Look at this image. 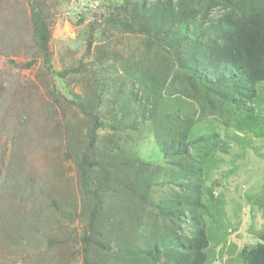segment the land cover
<instances>
[{"label":"trees","instance_id":"obj_1","mask_svg":"<svg viewBox=\"0 0 264 264\" xmlns=\"http://www.w3.org/2000/svg\"><path fill=\"white\" fill-rule=\"evenodd\" d=\"M23 2L26 18L11 17L8 3L5 13H0V28L7 27V33H0L1 42L9 44L31 28L33 61L39 60L58 78L75 71H58L52 65L49 42L53 15L45 5L47 0ZM128 2L130 10L126 2L121 6L128 15L123 19L118 13L111 21L127 32L142 34L140 45L125 58V71L140 84L141 92L133 93L143 102V117L152 123L160 151L155 154L161 163L156 169L149 159L120 160L113 146L108 151L98 148V129L104 126L99 110L79 98L70 104L93 123L87 135L72 137L76 143L72 142L71 153H65L74 157L84 200L91 205L80 238L82 264L212 262L216 258L210 256V243L215 232L205 217L214 194L205 189L206 160L219 145H228L224 140L238 142L235 130H251L258 85L264 83V0ZM16 3L22 6L21 0ZM50 96H54V85ZM64 101L62 109L66 110L68 100ZM214 119L219 130L217 125L205 124ZM21 126L20 122L14 124L12 136L4 139L0 148V186H10L0 189V246L34 250L24 264H51L58 258H54L57 240L51 233L56 199L45 194L29 172L10 169L8 178H2L6 162L11 164V159L4 158L7 141L14 145V154L27 143ZM228 128L234 132L227 134ZM154 184L168 190L153 204L156 212L151 222L147 221L150 231L142 235L141 242L132 235L139 225L135 220L140 202L134 197L146 201ZM158 217L164 221L160 226L156 225ZM114 220L120 224L114 225ZM124 223L128 224L126 235L121 234V228L115 229ZM138 223H142L141 218ZM258 236L256 243L240 249L242 264H264V232Z\"/></svg>","mask_w":264,"mask_h":264},{"label":"rangeland","instance_id":"obj_2","mask_svg":"<svg viewBox=\"0 0 264 264\" xmlns=\"http://www.w3.org/2000/svg\"><path fill=\"white\" fill-rule=\"evenodd\" d=\"M21 1L22 6L17 0H0V13H5L8 3L7 13L11 17L26 18L23 12L26 4ZM128 1L47 0L45 5L53 15L49 42L52 65L58 71L75 69L62 78L50 74L39 60L33 61L31 28L9 44L0 40V148L4 139L12 136L14 124L18 122L27 135V143L24 142L15 154L14 145L7 141L4 158L17 165L10 167V162H6L2 178H8L7 170L10 169L29 172L44 188L45 194L56 199L51 233L57 240L54 258L56 255L58 258L51 264H82L80 238L91 211V205L82 194L74 157L65 153L68 150L71 153V144L76 143L72 137L80 139L87 135L93 123L70 104L80 99L99 110L104 126L98 129V148L108 151L113 146L120 160L149 159L154 161L156 169L161 163L155 154L160 151L152 123L143 117V102L133 93L138 89L141 92L140 84L125 71V58L140 45L142 34L127 32L111 21L118 13L123 19L128 15L126 9L121 8L126 2L130 10ZM2 22L0 18V24ZM5 31L7 33L6 24L0 28V33ZM263 84L258 85L259 98L254 103L251 130H235L240 137L238 142L231 138L224 140L228 145H219L206 160L205 189L214 195L208 200L210 212L205 220L215 232L210 256L216 259L205 264H242L238 257L240 249L256 243L258 235L264 232ZM53 85L54 96H50ZM146 92L143 90L144 94ZM165 97L169 98V94ZM65 98L68 104L63 110ZM214 120L205 124L217 125L219 130L220 125ZM230 132L234 130L228 128L227 134ZM221 133L225 136L226 132ZM151 186L146 201L134 197L140 202L135 220V225H139L132 235L141 242L142 235L150 231L151 223L147 221L151 222L156 212L153 204L168 190L160 184ZM9 187L4 183L0 189L5 191ZM140 218L142 223H138ZM114 221V225L120 224ZM163 222L158 217L156 225ZM127 225L124 223L115 229L121 228V234L126 235ZM32 252V249L26 252L21 248L0 246V264H24Z\"/></svg>","mask_w":264,"mask_h":264}]
</instances>
